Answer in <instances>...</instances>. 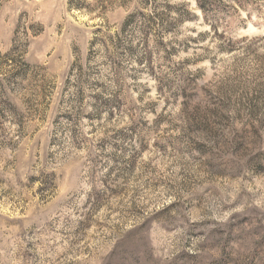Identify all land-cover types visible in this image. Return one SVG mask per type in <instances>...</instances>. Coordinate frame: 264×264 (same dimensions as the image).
Segmentation results:
<instances>
[{
	"label": "rangeland",
	"instance_id": "374dc122",
	"mask_svg": "<svg viewBox=\"0 0 264 264\" xmlns=\"http://www.w3.org/2000/svg\"><path fill=\"white\" fill-rule=\"evenodd\" d=\"M0 264H264V0H0Z\"/></svg>",
	"mask_w": 264,
	"mask_h": 264
}]
</instances>
